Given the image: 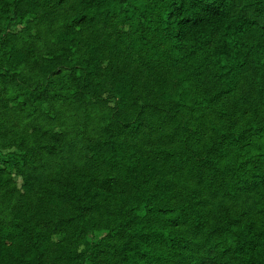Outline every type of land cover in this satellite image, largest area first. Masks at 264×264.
Returning a JSON list of instances; mask_svg holds the SVG:
<instances>
[{
	"label": "trees",
	"instance_id": "1",
	"mask_svg": "<svg viewBox=\"0 0 264 264\" xmlns=\"http://www.w3.org/2000/svg\"><path fill=\"white\" fill-rule=\"evenodd\" d=\"M0 155V264H264V0H0Z\"/></svg>",
	"mask_w": 264,
	"mask_h": 264
},
{
	"label": "rangeland",
	"instance_id": "2",
	"mask_svg": "<svg viewBox=\"0 0 264 264\" xmlns=\"http://www.w3.org/2000/svg\"><path fill=\"white\" fill-rule=\"evenodd\" d=\"M8 150H9V149H5L4 151H8ZM4 151H3V154L6 153V152H4ZM3 158H5V157H2V156L0 155V164L3 165V166H5V162H4V159H3ZM15 178L17 179L18 184H21V183L23 182L22 177L15 175ZM0 197H1V195H0ZM9 200H10V198H9ZM1 203H3V199L1 200ZM7 203H8V202H7Z\"/></svg>",
	"mask_w": 264,
	"mask_h": 264
}]
</instances>
